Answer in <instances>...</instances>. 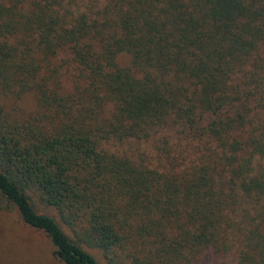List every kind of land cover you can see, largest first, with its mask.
<instances>
[{
	"label": "trees",
	"instance_id": "trees-1",
	"mask_svg": "<svg viewBox=\"0 0 264 264\" xmlns=\"http://www.w3.org/2000/svg\"><path fill=\"white\" fill-rule=\"evenodd\" d=\"M0 264H264V0H0Z\"/></svg>",
	"mask_w": 264,
	"mask_h": 264
},
{
	"label": "rangeland",
	"instance_id": "rangeland-1",
	"mask_svg": "<svg viewBox=\"0 0 264 264\" xmlns=\"http://www.w3.org/2000/svg\"><path fill=\"white\" fill-rule=\"evenodd\" d=\"M117 60L119 63H125L127 61V55L126 54H119L117 56ZM25 236H26V240L28 239L30 241V243H34L37 246V248L42 251L43 254H44L43 251L46 252L47 241L42 236V234H40V233H37V234L25 233Z\"/></svg>",
	"mask_w": 264,
	"mask_h": 264
}]
</instances>
